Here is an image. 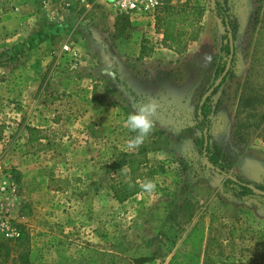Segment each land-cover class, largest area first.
I'll list each match as a JSON object with an SVG mask.
<instances>
[{
  "label": "rangeland",
  "instance_id": "374dc122",
  "mask_svg": "<svg viewBox=\"0 0 264 264\" xmlns=\"http://www.w3.org/2000/svg\"><path fill=\"white\" fill-rule=\"evenodd\" d=\"M188 1L205 14L197 40L174 50L150 17L127 15L118 37L107 0H0V264H174L194 250L199 264H264V197L226 190L192 127L222 61L220 3L235 54L210 95L211 142L264 186V121L238 115L242 93L264 86V0ZM142 99L159 104L155 128L129 149ZM135 158L156 188L119 203L113 185Z\"/></svg>",
  "mask_w": 264,
  "mask_h": 264
},
{
  "label": "trees",
  "instance_id": "16d2710c",
  "mask_svg": "<svg viewBox=\"0 0 264 264\" xmlns=\"http://www.w3.org/2000/svg\"><path fill=\"white\" fill-rule=\"evenodd\" d=\"M215 15L222 22L225 33L222 36V44L220 47L221 58L216 65L215 79H218L226 69L227 62L231 55L234 57V52H231L230 45V32L232 33L233 40L235 42V25L232 19V15L229 9L220 3H217L214 8ZM205 14V8L199 5H194L189 1L177 6H167L164 10V14L158 16L156 19V27L163 34V43L170 49L179 50L181 46L186 45L189 42L195 41L199 35L200 23ZM116 26L118 28L117 36L120 38H126L130 36L131 26L128 21V16L120 14ZM232 57V62H233ZM231 69V68H230ZM226 75L222 84L214 89L213 94L217 93L218 89L226 82L229 74ZM264 106V86L260 89H250L244 91L240 97L238 115L246 112L244 126L251 125L258 127L264 121V112L258 113V107ZM214 113L213 105L211 102V96L202 103V100L197 106V113L195 121L192 127L200 133L198 138V146L200 147L203 157L206 159L207 164L212 170L217 172L226 178L225 189L231 191L233 195L238 198H249L252 196H262L257 193L252 187L250 182L238 177L232 170L231 162L226 153H223L222 149L213 147L212 145V115ZM255 118V122L251 123V118ZM33 131L32 140H39V130L31 128ZM207 142V144H206ZM146 159H132L128 162L129 175L126 179H121L115 185H113V196L119 203H125L135 195L142 192V185L140 183L144 179H148L150 175L155 174V170L151 173H145L142 169V165L145 164ZM232 177L236 178L233 180ZM255 188L264 191L263 185H253ZM198 229V228H197ZM201 240L202 239H198ZM194 251L188 253L178 254L173 257L172 262L174 264H199V256H195ZM23 256V255H22ZM198 257V258H197ZM172 264V263H170Z\"/></svg>",
  "mask_w": 264,
  "mask_h": 264
},
{
  "label": "clouds",
  "instance_id": "9594fccd",
  "mask_svg": "<svg viewBox=\"0 0 264 264\" xmlns=\"http://www.w3.org/2000/svg\"><path fill=\"white\" fill-rule=\"evenodd\" d=\"M158 110L159 104L154 99H142L137 102L135 110L127 115L126 125L131 133H135L134 137L128 141L129 149L140 147L154 131V117ZM142 187L146 192L151 193L155 190L156 185L154 182L148 181Z\"/></svg>",
  "mask_w": 264,
  "mask_h": 264
},
{
  "label": "built area",
  "instance_id": "2783aa9c",
  "mask_svg": "<svg viewBox=\"0 0 264 264\" xmlns=\"http://www.w3.org/2000/svg\"><path fill=\"white\" fill-rule=\"evenodd\" d=\"M124 15H138L150 17L156 23L158 16L164 14L167 6H177L182 0H107ZM68 47H66L67 49ZM14 236H19L18 232H14Z\"/></svg>",
  "mask_w": 264,
  "mask_h": 264
},
{
  "label": "water",
  "instance_id": "95a60500",
  "mask_svg": "<svg viewBox=\"0 0 264 264\" xmlns=\"http://www.w3.org/2000/svg\"><path fill=\"white\" fill-rule=\"evenodd\" d=\"M212 4L215 5L216 4V0H212ZM230 45H231V52L233 54L234 52V40H233V36L232 33L230 32ZM231 63H232V55L229 58L227 65H226V69L225 71L222 73V75L220 77H218V79L215 81L214 85L212 86V88H210L207 93L204 95L203 99H202V103L206 101V99L213 93L214 89L218 88L223 80L225 79L226 75L228 74L230 68H231ZM207 144V142H206ZM233 180H236V178L232 177ZM251 187L259 194L264 195V191L259 190L257 188H255L253 185H251Z\"/></svg>",
  "mask_w": 264,
  "mask_h": 264
},
{
  "label": "crops",
  "instance_id": "0c3cea01",
  "mask_svg": "<svg viewBox=\"0 0 264 264\" xmlns=\"http://www.w3.org/2000/svg\"><path fill=\"white\" fill-rule=\"evenodd\" d=\"M160 38H161V41L163 40V34L162 33H160Z\"/></svg>",
  "mask_w": 264,
  "mask_h": 264
}]
</instances>
